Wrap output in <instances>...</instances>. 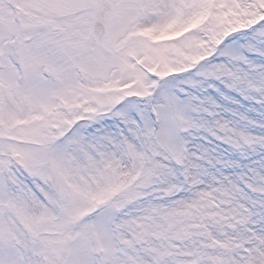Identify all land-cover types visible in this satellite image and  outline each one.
Wrapping results in <instances>:
<instances>
[{
  "label": "snow or ice",
  "instance_id": "snow-or-ice-1",
  "mask_svg": "<svg viewBox=\"0 0 264 264\" xmlns=\"http://www.w3.org/2000/svg\"><path fill=\"white\" fill-rule=\"evenodd\" d=\"M0 264H264V0H0Z\"/></svg>",
  "mask_w": 264,
  "mask_h": 264
}]
</instances>
